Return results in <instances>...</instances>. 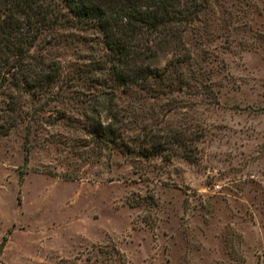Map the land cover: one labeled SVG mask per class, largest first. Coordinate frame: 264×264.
Segmentation results:
<instances>
[{"label":"rangeland","instance_id":"rangeland-1","mask_svg":"<svg viewBox=\"0 0 264 264\" xmlns=\"http://www.w3.org/2000/svg\"><path fill=\"white\" fill-rule=\"evenodd\" d=\"M216 2L185 35L197 81L113 93L125 146L111 151L89 133L93 30L39 36L31 53L61 80L0 132V264H264V0Z\"/></svg>","mask_w":264,"mask_h":264},{"label":"trees","instance_id":"trees-1","mask_svg":"<svg viewBox=\"0 0 264 264\" xmlns=\"http://www.w3.org/2000/svg\"><path fill=\"white\" fill-rule=\"evenodd\" d=\"M216 3V0H0V119L3 117L0 132L7 133L26 119L29 97L41 99L61 80L59 61L31 53L39 36L45 30L57 28L91 29L97 44L102 45L103 59L92 61L82 77L88 76L104 90L93 106L96 122L89 133L107 144L110 151L118 145L125 146L118 124L122 122L119 119L122 109L113 93L140 90L156 96L182 90L185 78L197 81L199 70H190L185 75L192 59L185 35L207 30L210 26L207 13ZM165 52L171 53V58L163 67L151 63ZM99 102L103 106L100 109ZM102 112L106 124L100 120ZM126 113L132 115L135 110L131 108ZM122 116H126L124 111ZM134 150L129 148L130 152ZM27 155L26 152L25 159Z\"/></svg>","mask_w":264,"mask_h":264}]
</instances>
